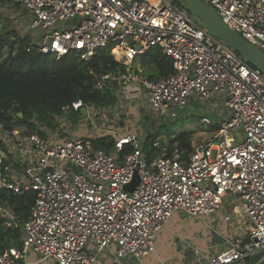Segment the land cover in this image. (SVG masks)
<instances>
[{"label":"built area","instance_id":"1","mask_svg":"<svg viewBox=\"0 0 264 264\" xmlns=\"http://www.w3.org/2000/svg\"><path fill=\"white\" fill-rule=\"evenodd\" d=\"M5 1L25 12L28 50L56 59L74 51L88 60L111 46L110 54L126 70L99 76L98 88L114 81L125 100L143 98L147 109L159 114L182 108L191 94L200 99L222 94L228 116L202 145L184 155L163 152L151 162L135 132H112L113 155L72 129L39 127L40 134L0 125V190L34 195L25 220L0 201V218L20 229V246L0 250V264H96L111 244L116 257L141 259L155 251L157 232L174 212L211 215L230 195L237 204L223 219L237 224L239 233L217 254L198 259L234 264L264 250L261 71L171 0ZM202 1L264 51V0ZM152 47L161 48L173 70L156 79L139 77L131 63ZM88 108L95 107L81 100L66 104L58 123L71 125L68 114L87 115ZM127 145L130 151L123 152ZM29 254L37 259H28Z\"/></svg>","mask_w":264,"mask_h":264},{"label":"trees","instance_id":"2","mask_svg":"<svg viewBox=\"0 0 264 264\" xmlns=\"http://www.w3.org/2000/svg\"><path fill=\"white\" fill-rule=\"evenodd\" d=\"M172 3L177 7L183 6L178 0H172ZM15 36L17 38L9 40V37L0 35V125L4 129L11 130L22 125L26 132L44 134L39 127L55 129L59 124L58 118L63 115L62 107L75 100L100 108L115 105L116 87L108 82H116L107 81L101 89L97 87L99 76L126 70V66L110 54L111 46L97 49L88 60L81 59L74 51L56 59L51 54L39 53L35 48L28 50L27 36L17 33ZM136 63L140 69H145L149 79H156L173 70L171 59L159 47H152L134 58L130 68ZM79 114L80 111L72 110L68 118L75 122ZM212 128L216 130L218 125ZM170 142H177V150L182 155L192 150L190 140L184 134ZM153 143V135L148 134L143 148L149 162L161 153L160 147H155ZM92 144L108 151L113 147L114 140L106 135L92 138ZM173 150L170 147L168 154H172ZM122 151L128 152L130 147L127 145ZM33 199L32 193L17 196L0 190V201L21 220L28 217ZM4 221L0 218V250L19 247L20 229L6 226ZM246 262L249 264L250 259Z\"/></svg>","mask_w":264,"mask_h":264},{"label":"rangeland","instance_id":"3","mask_svg":"<svg viewBox=\"0 0 264 264\" xmlns=\"http://www.w3.org/2000/svg\"><path fill=\"white\" fill-rule=\"evenodd\" d=\"M23 17H25V12L21 7L0 0V35L9 37V40L17 38L15 33L25 36L27 21ZM6 49L5 47L4 50ZM139 67L138 63L134 64L131 69H137V71L132 72L138 73L139 77L148 78L145 69ZM108 84L116 87L114 91L118 98L114 106L88 108L87 115L80 114L75 122L71 121V125L67 121H63L58 124L57 129L60 127L67 131L69 129V133L72 129L74 134L89 135L90 138L110 135L113 139V131L133 130L137 131L142 138V143L146 141L148 134H151L154 137V142L160 147L161 153H168V149L173 147L172 154H174L181 152L177 150V142H170L173 138L184 134L189 138L192 148L198 147L210 140L217 132L212 127L219 126L222 120L228 116V108L224 105L225 97L222 94H213L205 99L198 98L196 94L188 95L186 105L181 108L180 112L169 116L166 113L159 114L147 109L146 101L143 98L132 102L125 100L123 93L119 91L118 84L111 82ZM141 107H143V111L140 113ZM203 118H207L209 123L203 122ZM17 129L26 131L22 125ZM109 152L113 155L116 154L113 147ZM235 197L230 195L222 208H226L229 212L234 202L237 204L234 201ZM222 244L225 246L224 242ZM28 259L36 260L37 258L35 255L29 254ZM234 264H247V262L246 260L238 261ZM260 264H264V259Z\"/></svg>","mask_w":264,"mask_h":264},{"label":"crops","instance_id":"4","mask_svg":"<svg viewBox=\"0 0 264 264\" xmlns=\"http://www.w3.org/2000/svg\"><path fill=\"white\" fill-rule=\"evenodd\" d=\"M231 212L232 207L229 212L221 208L205 216H189L183 211H176L157 232L154 252L141 259L131 256L118 258L111 244L99 254L97 264H204L202 259H198L199 255L217 254L224 249L228 239L239 233L235 222L236 225H228L223 219Z\"/></svg>","mask_w":264,"mask_h":264},{"label":"water","instance_id":"5","mask_svg":"<svg viewBox=\"0 0 264 264\" xmlns=\"http://www.w3.org/2000/svg\"><path fill=\"white\" fill-rule=\"evenodd\" d=\"M189 12L191 18L205 28L209 34L223 41L228 47L239 54L247 63L258 69L264 74V51L250 43L235 30L227 26L222 19L202 0H178ZM181 110L178 106L169 107L166 114L171 116L179 113ZM143 107L140 109V113ZM84 112V109H82ZM19 115H21L19 113ZM127 185L128 190H132L134 183ZM264 257V250L255 253L251 257L250 264H258Z\"/></svg>","mask_w":264,"mask_h":264},{"label":"bare ground","instance_id":"6","mask_svg":"<svg viewBox=\"0 0 264 264\" xmlns=\"http://www.w3.org/2000/svg\"><path fill=\"white\" fill-rule=\"evenodd\" d=\"M150 1L154 3L156 0H150ZM114 52H116V50H115ZM229 140H230V139H228V141H229Z\"/></svg>","mask_w":264,"mask_h":264}]
</instances>
